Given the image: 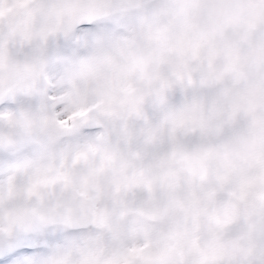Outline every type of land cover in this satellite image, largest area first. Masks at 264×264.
Listing matches in <instances>:
<instances>
[{
	"label": "rangeland",
	"instance_id": "1",
	"mask_svg": "<svg viewBox=\"0 0 264 264\" xmlns=\"http://www.w3.org/2000/svg\"><path fill=\"white\" fill-rule=\"evenodd\" d=\"M29 1L0 0V46ZM246 6L156 0L46 52L0 102V234L14 229L0 264H264V47L251 49L264 30ZM31 121L42 132L19 136ZM59 179L91 199L96 226L34 218Z\"/></svg>",
	"mask_w": 264,
	"mask_h": 264
},
{
	"label": "water",
	"instance_id": "2",
	"mask_svg": "<svg viewBox=\"0 0 264 264\" xmlns=\"http://www.w3.org/2000/svg\"><path fill=\"white\" fill-rule=\"evenodd\" d=\"M147 1L149 0H33L17 22L13 34L10 35V42L13 41L15 34H22L24 25L29 22L35 23L40 18H47L57 13L60 14L58 19L63 17L64 19L57 24L52 33L41 36L35 40L34 45L23 49L25 56L22 60L18 59L17 44L10 46L8 50H6L7 45L4 47L0 53V96L16 82L25 78L34 68L42 51L67 31L97 17L119 10L136 8ZM68 5H74L73 10ZM263 11L264 0H261L251 11L252 19L262 27H264ZM38 22L40 26H43L42 21ZM38 131L39 128L31 123L22 128L20 134L30 135ZM36 213L39 214L40 219L74 228L87 227L93 223L89 202L78 197L64 182L53 186L52 192L44 198Z\"/></svg>",
	"mask_w": 264,
	"mask_h": 264
}]
</instances>
